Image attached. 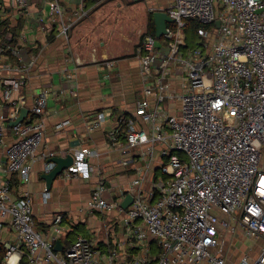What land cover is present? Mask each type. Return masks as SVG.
<instances>
[{"label":"built area","instance_id":"1","mask_svg":"<svg viewBox=\"0 0 264 264\" xmlns=\"http://www.w3.org/2000/svg\"><path fill=\"white\" fill-rule=\"evenodd\" d=\"M69 1L77 4L70 11L66 6ZM7 8L18 17H34L39 23L45 20L37 15L35 2L10 0L7 5L0 1V24L7 19ZM164 10L175 28L167 26L163 45L157 46L156 39L146 33L136 48L142 96L135 101L134 116H118L116 126L105 132L109 147L121 154L119 163L125 168L134 165L133 178L117 197L107 198L104 195L114 189L104 172L96 170V181L82 206L88 212L115 211L111 222L123 223L118 234L121 239L113 245L107 242L106 250L77 235L68 247L54 251V243L66 229V214H56L52 230L43 233L34 222L30 197L13 198L9 180L3 178L12 173L29 181L44 136L49 95L62 99L77 95V88H43L27 107L22 93L25 78L1 81L0 235L5 227L15 234L13 243L0 240L5 249L1 264H228L220 251L219 226L232 234L240 229L246 239L259 244L250 261L244 256L233 264H264V170L260 167L264 148V0H171ZM89 14L84 0H48L46 21L68 39L73 24ZM188 19L211 25L197 31L201 42L191 48L183 30ZM11 27L6 26L4 36L0 29V54L9 52L15 61L23 62L19 70H29L35 55L27 54V31L21 29L13 37ZM3 38L15 39V43L3 46ZM66 60L70 65L59 75L68 82L85 60L70 51ZM111 63L105 62L107 67ZM13 92L16 98L11 97ZM175 100L179 105L172 109ZM23 107L29 109L28 114L9 125ZM110 115L108 110H99L87 116L86 132L99 128ZM8 129L12 139L5 142ZM96 155L88 145L74 148L73 161L61 174L91 178L90 158ZM155 159L159 160L158 173L144 187L150 161ZM142 160L145 166L136 163ZM53 165L45 162L43 170L49 171ZM126 194L132 195V201L122 208L120 202ZM47 195L44 190L43 198ZM219 213L226 217L221 219ZM147 234L155 240L158 254L148 248ZM130 236L138 243L134 254L119 250Z\"/></svg>","mask_w":264,"mask_h":264},{"label":"crops","instance_id":"2","mask_svg":"<svg viewBox=\"0 0 264 264\" xmlns=\"http://www.w3.org/2000/svg\"><path fill=\"white\" fill-rule=\"evenodd\" d=\"M0 1L6 5L10 2V0ZM31 1L35 2L37 9H39L37 15H42L45 19L44 22L39 23L34 17L28 19L18 17L10 8H7L6 21L12 27L19 24V31L26 29L28 39L25 48L27 54L35 55V63L29 70H22L23 62L15 61L9 52L0 54V101L2 100L3 88L1 81L19 76L25 78L22 93L26 98L27 107L32 104L36 94L49 86L56 90L68 86L76 87L77 95L66 96L62 99L49 95L45 106L46 113L43 116L44 136L38 147L37 156L32 162L29 181L23 182L18 175L12 173L3 178L9 180L13 198L25 195L30 197L34 222L37 229L43 233L52 230V222L56 214H66L63 224L66 229L57 239L60 241L61 250L68 247L77 235H83L93 240L98 247L106 250L107 242L113 245L114 241L121 239L118 234L123 228V223L118 220L111 222L116 218L117 213L115 211L108 213L111 219L106 222L102 212L83 211L82 206L90 196L91 187L96 181V170L100 169L104 172L108 184L114 189V192L106 193L108 197H117L121 190L126 189L130 179L133 178L134 165L125 168L119 163L121 154L118 150L109 147L105 132L116 126L118 116L125 115L127 118L134 116L135 101L142 96L139 64L136 56H133L132 59H117L114 45L99 41L97 48L95 46L96 39H91L89 34L90 20L87 19L90 15L97 17L101 11L98 8L99 5L107 0L87 6L90 7L89 16L73 24L68 39L59 35L56 26L47 24L48 0ZM65 1L68 0H63L64 3ZM170 3L171 0H169ZM66 6L70 11L77 4L69 1V3L66 2ZM163 43L164 41L159 43L156 41L157 46H162ZM1 44L5 46L3 43ZM119 46L120 43L117 44V48ZM69 51L70 54H75L85 61L84 64L77 67L74 78L65 82L59 73L64 66L70 65L66 60ZM109 60L112 61L111 67H107L105 64ZM19 65L22 67L21 70L18 69ZM107 73L109 74L108 78L105 77ZM16 96V92L11 95L12 98H16ZM99 110L110 111V117L99 128L86 132L84 127L86 117ZM11 139V130L8 129L5 134V142ZM80 145H88L97 151V155L90 158V163L93 166L91 178L82 179L77 175L65 177L60 174L52 182L51 188L47 190L45 181L40 177L44 172V163L49 158L46 155L52 152L54 155L65 156L72 153L73 149ZM150 162V170L146 173L144 187H148L151 179L158 173L159 160L155 159ZM136 163L141 166L146 165L145 160ZM2 167L3 148L1 147L0 169ZM260 167L264 170V148ZM44 190L48 192L45 199L43 198ZM219 214L221 219L226 217L222 213ZM219 227H221L220 234L224 231V233H228V230L222 226ZM70 230L73 231L70 233ZM237 230L233 234H229L232 237L236 236ZM243 238L245 237L243 236ZM0 240L13 243L15 242V234L5 227L0 235ZM147 240L148 248L158 254L159 248L149 234H147ZM137 244L136 238L130 236L119 250L134 254L138 252ZM225 245L227 246V243ZM224 255L228 264H233L231 251Z\"/></svg>","mask_w":264,"mask_h":264},{"label":"rangeland","instance_id":"3","mask_svg":"<svg viewBox=\"0 0 264 264\" xmlns=\"http://www.w3.org/2000/svg\"><path fill=\"white\" fill-rule=\"evenodd\" d=\"M169 0H107L99 5L101 10L97 17L89 16L90 20V37L96 39V47L98 48L99 41L105 42L108 45H114L116 50L115 57L131 58L136 55V46L142 40L141 36L148 31V26L151 18V12L161 8H166ZM105 5V6H104ZM104 6V7H102ZM188 25L183 28L186 34V41L191 44L188 48L199 45L201 38L197 35V30L194 25L198 22L194 19H188ZM170 28L174 29V22L168 23ZM143 37V36H142ZM157 43L164 41L165 37H156ZM120 43L119 48L117 44ZM196 43V44H195ZM195 44V45H194ZM171 108L174 109L179 105L178 101L171 102ZM181 156H185L183 152H177ZM104 197L108 198V194ZM214 212V211H213ZM102 216L106 222H109L111 217L108 212H102ZM220 215V214H219ZM223 228V227H222ZM221 227L218 228L220 240V251L222 254H229L233 261L236 262L244 256H247L250 261L257 252L259 245L252 243L250 240L243 238L240 229L237 230L236 236H231L228 233L221 232ZM230 233V234H229ZM227 243V246L225 245ZM230 250V251H229Z\"/></svg>","mask_w":264,"mask_h":264},{"label":"water","instance_id":"4","mask_svg":"<svg viewBox=\"0 0 264 264\" xmlns=\"http://www.w3.org/2000/svg\"><path fill=\"white\" fill-rule=\"evenodd\" d=\"M152 19L155 28V36L161 37L167 31V24L173 22V19L169 17L165 10H154L152 12ZM216 25H219V21H215ZM28 108L23 107L20 111L19 116L9 122V125H15L21 122L23 118L28 114ZM73 161L72 153H68L65 156L54 155L49 157L46 162L54 163L53 167L49 171H44L40 177L45 181L46 189L49 190L52 186V182L56 179L62 171L69 166ZM132 201V195L126 194L123 200L120 202L122 208H126ZM54 251H60L61 245L60 241L57 240L53 246Z\"/></svg>","mask_w":264,"mask_h":264},{"label":"trees","instance_id":"5","mask_svg":"<svg viewBox=\"0 0 264 264\" xmlns=\"http://www.w3.org/2000/svg\"><path fill=\"white\" fill-rule=\"evenodd\" d=\"M96 0H84V3L86 6H89L91 4H94ZM188 25V24H187ZM6 26H8V23L7 21H4L0 24V29L2 30V33L1 35L4 36L5 34V28ZM195 28L198 30L202 27V28H210V26H203L202 24H199L197 23L196 25H194ZM169 27H170V24H169ZM197 30V31H198ZM19 31V24H17L15 27H11L10 29V33H12L13 37H15L17 35V32ZM148 34H150L152 37L155 38V28H154V23H153V19H152V15H151V18H150V22H149V26H148V31H147ZM163 38V36H162ZM187 38V37H186ZM192 41H186L187 45H190ZM4 45H7L9 43H12L14 44L15 43V39H13L12 41H6V39L3 38V42H2ZM196 44V43H195ZM194 44V45H195ZM10 54V53H9ZM73 229V228H72ZM73 230H70L69 232L71 233ZM5 254V249L3 248L2 244L0 243V264H1V261L3 259V256ZM24 262V261H23Z\"/></svg>","mask_w":264,"mask_h":264},{"label":"bare ground","instance_id":"6","mask_svg":"<svg viewBox=\"0 0 264 264\" xmlns=\"http://www.w3.org/2000/svg\"><path fill=\"white\" fill-rule=\"evenodd\" d=\"M29 110V109H28ZM15 259V256L14 255H12V257H11V260H14Z\"/></svg>","mask_w":264,"mask_h":264}]
</instances>
